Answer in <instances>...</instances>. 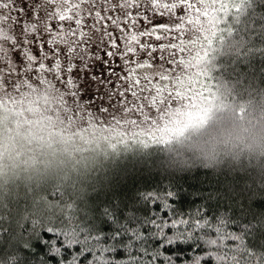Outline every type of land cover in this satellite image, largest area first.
<instances>
[{
  "label": "trees",
  "instance_id": "trees-1",
  "mask_svg": "<svg viewBox=\"0 0 264 264\" xmlns=\"http://www.w3.org/2000/svg\"><path fill=\"white\" fill-rule=\"evenodd\" d=\"M229 2L202 75L207 116L243 118L264 105V0ZM69 151L0 162V264H264V155L210 163L182 135Z\"/></svg>",
  "mask_w": 264,
  "mask_h": 264
},
{
  "label": "snow or ice",
  "instance_id": "snow-or-ice-1",
  "mask_svg": "<svg viewBox=\"0 0 264 264\" xmlns=\"http://www.w3.org/2000/svg\"><path fill=\"white\" fill-rule=\"evenodd\" d=\"M230 7L229 0H0V78L8 77L4 81L6 86L9 81L15 84L37 78L49 83L58 81L78 104L81 94L93 88L95 94L89 103L119 97L116 103L125 112L134 107L147 121L148 116L139 101L149 100L154 104L157 98L163 99L164 93L181 98L184 89L179 76H172L162 66L154 67L151 63L155 59L153 53L159 51L163 61V53L169 49L188 51L189 56L191 51L185 41L179 45L157 46L147 40L142 42L141 38L167 39L170 33L184 32L185 25L191 24V30L204 33V41L211 43L218 17ZM178 8H183L185 14L177 15ZM156 15L175 17V22L153 24L139 30L140 20L151 23V17ZM117 31L119 36L115 34ZM199 41L197 35L192 48ZM92 44L96 45L97 52L89 54L87 49ZM100 51L107 59L99 54ZM141 52L146 53L147 58L139 59ZM174 55L170 53L169 59L176 64ZM117 57L122 66L120 74L111 67ZM77 58L79 64L74 62ZM89 60L101 62L103 68L99 74L93 71ZM203 61L204 55L198 53L189 60H180L178 66L201 65ZM200 73L201 70L196 75ZM114 76L116 81L111 79ZM101 87L107 91L102 93ZM208 91L210 94V89ZM150 92L155 95H143ZM129 94L132 101L127 99ZM192 95L196 102L189 105L192 109L190 119L197 118L198 111L206 113L205 105L211 103L202 92L196 95L193 91ZM100 111L107 112L108 108L100 105ZM198 118L203 120L205 116ZM130 123L135 125L137 121Z\"/></svg>",
  "mask_w": 264,
  "mask_h": 264
},
{
  "label": "rangeland",
  "instance_id": "rangeland-1",
  "mask_svg": "<svg viewBox=\"0 0 264 264\" xmlns=\"http://www.w3.org/2000/svg\"><path fill=\"white\" fill-rule=\"evenodd\" d=\"M176 13L177 15L185 14L183 8H178ZM88 22L91 20L89 19ZM173 22H175V17L170 19L168 16L156 15L151 17V23L140 20L138 26L139 30H143L150 28L153 24H171ZM191 29V24H186L184 32L170 33L167 39L141 38L142 42L147 40L150 44L157 46L170 43L179 45L181 41H185L191 51V56H189L188 51L180 52L178 49H169L163 53L165 57L163 61L159 58L161 55L159 51L153 53L155 59H152L151 63L154 67L162 66L168 69L172 76H179L184 82V89L181 98L169 97L167 93H164L163 99L157 98L154 104L149 100L139 101L143 112L148 116L147 121H145L144 115H141V112L134 107L132 111L125 112L124 108L116 103L119 97H114L112 101L97 99L95 102L89 103L90 97L95 94L93 88H88L81 94L78 104L73 102L71 95L64 91V85L58 81H54L55 85L45 79L37 78L21 80L15 84L9 81L6 86L4 81L8 77L0 78V111L12 112L17 117L23 118V122L17 119L11 125L6 122L0 123V162L5 156H8L7 154L11 153V161L8 160L6 163L23 167L28 163L26 162L28 157L25 156L31 149L39 151L41 156H45L43 159L47 160L50 154L56 153L60 156L65 151L70 149L69 152H71L76 147L83 149L86 146L97 147L105 142L122 143L134 137L162 141L180 135L185 126L200 120L199 115H204L206 118L211 103L205 105L208 109L206 113L198 111V116L194 119H190L192 109L189 107L196 102L192 95L193 91L196 92V95L202 92L204 98L210 99L204 90L205 81L202 75L204 63L193 64L189 67L178 66L180 60H189L196 57L198 53L201 56L205 53L207 45L203 39L205 34H197ZM109 30L114 31L112 28ZM115 34L119 36L118 31ZM197 35L200 36V41L196 43L195 48H192V42L196 40ZM87 51L89 54L96 53V45L92 44ZM170 53L175 54L173 58L177 61L176 64H173L169 59ZM99 54L104 57L103 51H100ZM104 58L107 59V57ZM145 58H147L146 53L141 52L139 59ZM74 62L79 64V59L77 58ZM89 63L94 72L97 74L101 72L103 68L101 62L89 60ZM111 67L116 73H122L118 57L114 59ZM200 70L202 73L196 75ZM73 75L75 76V72ZM48 78L52 77L49 75ZM105 78H107L106 73ZM12 79L15 80V77ZM111 79L116 81L117 77L114 76ZM106 91L101 87L102 93ZM143 95H155V93L150 92ZM127 99L133 100L130 94ZM100 105L108 108V111L101 112ZM114 116L115 119H113ZM7 119L8 117H4L5 121ZM130 121H137V124H131ZM25 126H27L26 134L21 132ZM36 129H39V132L36 133L38 141L28 140L27 137L32 136ZM15 154L17 156L13 158Z\"/></svg>",
  "mask_w": 264,
  "mask_h": 264
},
{
  "label": "clouds",
  "instance_id": "clouds-1",
  "mask_svg": "<svg viewBox=\"0 0 264 264\" xmlns=\"http://www.w3.org/2000/svg\"><path fill=\"white\" fill-rule=\"evenodd\" d=\"M4 117H8L7 121ZM17 119L23 122L22 117H17L12 112L0 111V123L11 125ZM21 132L26 134L27 126ZM37 132L39 129L27 139L37 142ZM180 135L190 136L194 148L210 163L218 155H235L240 152L264 155V105L253 106L243 118L230 112L222 115L210 113L205 119L185 126Z\"/></svg>",
  "mask_w": 264,
  "mask_h": 264
}]
</instances>
